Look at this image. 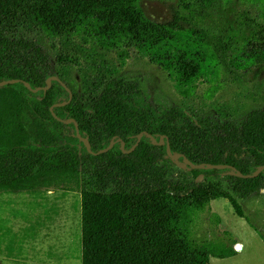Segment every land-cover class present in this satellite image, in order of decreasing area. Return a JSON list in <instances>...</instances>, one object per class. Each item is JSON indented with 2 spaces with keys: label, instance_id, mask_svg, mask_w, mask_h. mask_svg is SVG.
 <instances>
[{
  "label": "trees",
  "instance_id": "trees-1",
  "mask_svg": "<svg viewBox=\"0 0 264 264\" xmlns=\"http://www.w3.org/2000/svg\"><path fill=\"white\" fill-rule=\"evenodd\" d=\"M141 1L0 0V82L22 81L0 87V193L78 192L81 264H209L234 248L197 240L195 220L222 198L263 238L242 204L264 189V171L241 179L190 170L191 181H169L165 146L146 137L128 154L117 143L91 155L74 125L49 110L68 101L61 85L32 93L23 84L65 83L72 99L52 111L75 120L94 153L116 138L128 151L146 131L196 165L244 175L264 166V109L235 123L233 106L215 98L233 85L244 99L264 100V0H175L164 23L148 19ZM131 51L161 68L182 105H142L139 85L118 79L102 56L115 52L122 65Z\"/></svg>",
  "mask_w": 264,
  "mask_h": 264
},
{
  "label": "rangeland",
  "instance_id": "rangeland-1",
  "mask_svg": "<svg viewBox=\"0 0 264 264\" xmlns=\"http://www.w3.org/2000/svg\"><path fill=\"white\" fill-rule=\"evenodd\" d=\"M174 3L175 0H143L140 7L148 19L164 23L171 19ZM235 10L239 11V7L235 6L228 18ZM102 56L117 68L118 79L139 85L142 105H150L154 112L182 105V98L167 75L146 58L131 51L121 65L115 52H104ZM72 76L78 81L75 74ZM205 88L206 85L199 86L198 92ZM215 98L220 104L233 106L235 123L252 110L264 109V100L244 99L233 85L221 89ZM160 165L169 181L189 182L193 178L181 160L172 162L165 157ZM242 211L245 216L256 215L252 223L263 238L222 198L211 201L195 220L197 240H223L234 248L232 256L210 257L209 264H264V189L243 203ZM236 244L242 248L237 250ZM0 264H81L80 194L62 190L1 192Z\"/></svg>",
  "mask_w": 264,
  "mask_h": 264
},
{
  "label": "water",
  "instance_id": "water-1",
  "mask_svg": "<svg viewBox=\"0 0 264 264\" xmlns=\"http://www.w3.org/2000/svg\"><path fill=\"white\" fill-rule=\"evenodd\" d=\"M56 81L58 82L61 87L67 92L68 94V101L60 103V104H54L52 107H50V112L52 114V116L54 117V119H56L57 121L69 125V124H73L74 125V129H75V136L76 138L79 140V142H81L83 144V146L86 148L87 152L91 155L97 156L103 153L108 152L110 149L113 148V146L117 143H120V150L123 154H128L130 152H132L140 143L142 137H146L150 140L151 144L154 146H165V153H166V158L170 159L172 162H177L179 159H181L184 163V165L189 169V170H223L225 171L223 173V176H234V177H238L241 179H252V178H256L260 173H262L264 171V166H260L257 168V170L252 173V174H248V175H244L241 172H239L237 169H235L232 166L229 165H205V164H200V165H196L193 164L191 161H189L184 155L182 154H172L171 149H170V145L168 142V139L166 138V136L162 135L158 138V140L156 139V137L152 136L151 134L147 133L146 131H142L140 133H138L135 137V143L132 145V147L126 151L124 149L125 143L120 139V138H116L114 140H112L109 145L107 147H105L104 149L99 150L98 152L94 153L91 151L90 145L87 141L86 138H83L80 135L79 132V128L78 125L76 123L75 120L73 119H68V120H61L59 119L54 113H53V108L54 107H62L67 105L71 99H72V92L70 91V89L66 86L65 83H63L57 76H51L48 77L46 79V86L42 87V88H36V89H32L29 85V83L27 82H23L24 86L32 93H37L39 91H43L46 92L48 89H50L52 82ZM22 82L21 80H8V81H4V82H0V87H4L8 84H16ZM202 175H199L196 179L197 182H200L202 179ZM237 250H240L241 246L239 244H236L235 247Z\"/></svg>",
  "mask_w": 264,
  "mask_h": 264
},
{
  "label": "bare ground",
  "instance_id": "bare-ground-1",
  "mask_svg": "<svg viewBox=\"0 0 264 264\" xmlns=\"http://www.w3.org/2000/svg\"><path fill=\"white\" fill-rule=\"evenodd\" d=\"M239 245H240V244H239ZM240 246H241V245H240ZM241 248H242V247H241ZM241 248H240V249H241Z\"/></svg>",
  "mask_w": 264,
  "mask_h": 264
},
{
  "label": "flooded vegetation",
  "instance_id": "flooded-vegetation-1",
  "mask_svg": "<svg viewBox=\"0 0 264 264\" xmlns=\"http://www.w3.org/2000/svg\"><path fill=\"white\" fill-rule=\"evenodd\" d=\"M230 166V165H229ZM222 176H223V174H222Z\"/></svg>",
  "mask_w": 264,
  "mask_h": 264
}]
</instances>
